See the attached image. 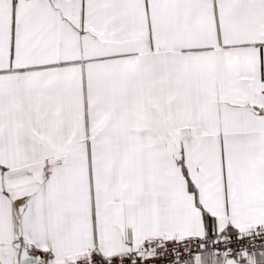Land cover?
I'll list each match as a JSON object with an SVG mask.
<instances>
[{
	"label": "snow or ice",
	"instance_id": "snow-or-ice-1",
	"mask_svg": "<svg viewBox=\"0 0 264 264\" xmlns=\"http://www.w3.org/2000/svg\"><path fill=\"white\" fill-rule=\"evenodd\" d=\"M0 264H264V0H0Z\"/></svg>",
	"mask_w": 264,
	"mask_h": 264
}]
</instances>
